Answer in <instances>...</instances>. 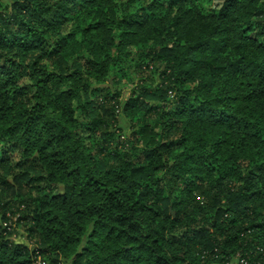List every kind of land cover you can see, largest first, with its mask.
<instances>
[{
	"label": "trees",
	"instance_id": "1",
	"mask_svg": "<svg viewBox=\"0 0 264 264\" xmlns=\"http://www.w3.org/2000/svg\"><path fill=\"white\" fill-rule=\"evenodd\" d=\"M139 1L0 0V264H264V0Z\"/></svg>",
	"mask_w": 264,
	"mask_h": 264
},
{
	"label": "rangeland",
	"instance_id": "2",
	"mask_svg": "<svg viewBox=\"0 0 264 264\" xmlns=\"http://www.w3.org/2000/svg\"><path fill=\"white\" fill-rule=\"evenodd\" d=\"M122 2H126L125 4H128L129 0H120ZM151 0H140L139 5L138 3H134L132 4L131 8L134 11L139 12L140 14H144L145 9L144 7L147 6L148 2H150ZM225 0H196V4L199 8L203 9L204 11H216L219 10L221 4L224 2ZM4 3H7L8 0H3ZM145 5V6H143ZM169 5V3H166L165 6ZM163 6H159V10L160 8L162 9ZM99 56V55H98ZM165 67V62L162 60H160L158 63L152 65L149 67V69H147L144 73L143 72H135V69L132 65V63H126L125 67L123 69H121V71L119 72V74L117 75L116 78H109L108 82L110 83L109 86H111V89L113 90L114 93H118L120 100L121 101H125L128 98H130L131 96H133L136 87L139 85V83L141 82V79L143 76H147V75H152L153 76V81L155 84L159 83L160 77L159 74L160 72H153L154 70L158 69L159 71H161L162 69H164ZM119 68V66H118ZM121 68V67H120ZM156 68V69H155ZM117 128H121L122 132H124V136L125 137H131L132 136V131L130 130V123L124 118V117H120L119 121L117 122L116 125ZM114 128V127H113ZM91 133H85V136H89ZM96 134V133H95ZM97 140L99 142L103 141L104 138L98 134H96ZM115 146L110 145L108 147L107 153L103 154L105 156L109 155V153L114 151ZM96 152V151H95ZM17 153V152H16ZM16 153H14L13 155H11V158L14 157L16 155ZM98 153V151H97ZM9 158V159H11ZM2 157L0 156V161H1ZM12 160V159H11ZM8 231L10 233H12L11 239L13 241H15L16 243H23V244H27L30 247L33 248V246H35L34 244H31L30 242V238H29V234L27 232V224L26 221L23 220V217L16 215V216H10V220L7 222L6 224ZM43 260V261H42ZM38 264H49L48 261H44V259L41 257L38 259ZM233 264H239L237 260H235L233 262Z\"/></svg>",
	"mask_w": 264,
	"mask_h": 264
},
{
	"label": "built area",
	"instance_id": "3",
	"mask_svg": "<svg viewBox=\"0 0 264 264\" xmlns=\"http://www.w3.org/2000/svg\"><path fill=\"white\" fill-rule=\"evenodd\" d=\"M237 261L239 264H248V262L245 259H238Z\"/></svg>",
	"mask_w": 264,
	"mask_h": 264
}]
</instances>
